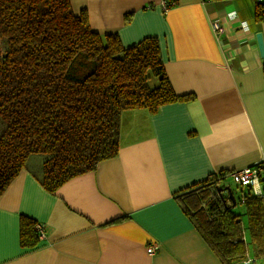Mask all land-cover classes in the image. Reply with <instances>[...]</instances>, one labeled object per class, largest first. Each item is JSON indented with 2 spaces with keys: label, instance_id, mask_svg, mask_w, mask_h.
Wrapping results in <instances>:
<instances>
[{
  "label": "crops",
  "instance_id": "crops-1",
  "mask_svg": "<svg viewBox=\"0 0 264 264\" xmlns=\"http://www.w3.org/2000/svg\"><path fill=\"white\" fill-rule=\"evenodd\" d=\"M69 1L91 29L117 34L125 47L156 37L173 92L190 96L153 113L122 111L117 155L52 193L39 182L43 158H31L0 194V264H222L176 194L264 156V57L255 39L260 32L264 44V21L255 0H166V11L162 0ZM262 178L264 199V169ZM21 215L42 225L35 247L19 242ZM233 264H264V255L248 245Z\"/></svg>",
  "mask_w": 264,
  "mask_h": 264
},
{
  "label": "trees",
  "instance_id": "trees-1",
  "mask_svg": "<svg viewBox=\"0 0 264 264\" xmlns=\"http://www.w3.org/2000/svg\"><path fill=\"white\" fill-rule=\"evenodd\" d=\"M254 15L264 21V0H255ZM262 69L264 81V61ZM189 96L173 92L156 37L125 47L117 34L91 29L86 11L73 12L69 0H0V194L35 156L43 158L40 184L54 192L117 155L122 111L153 113ZM229 174H210L176 194L222 264L242 260L248 245L264 255V199L237 183L223 186ZM36 224L20 216L21 246L38 245Z\"/></svg>",
  "mask_w": 264,
  "mask_h": 264
},
{
  "label": "built area",
  "instance_id": "built-area-1",
  "mask_svg": "<svg viewBox=\"0 0 264 264\" xmlns=\"http://www.w3.org/2000/svg\"><path fill=\"white\" fill-rule=\"evenodd\" d=\"M161 6L164 11L168 8V2L166 0H162ZM228 17H232L231 13L226 14ZM240 28L248 31V27L244 22L240 23ZM211 27L215 34L217 36L222 35L225 32L224 26L220 23L218 19H215L211 22ZM264 169V156L263 158L255 163L253 166L241 168L238 170L231 171L229 174V177L237 184L241 186H246L250 189L251 192H253L256 195L262 196V181L261 176ZM36 230L38 233V236L42 238L44 236L43 234V228L42 225L36 224ZM157 249V246L155 244L149 245L146 247V251L148 254L154 253V251Z\"/></svg>",
  "mask_w": 264,
  "mask_h": 264
},
{
  "label": "rangeland",
  "instance_id": "rangeland-1",
  "mask_svg": "<svg viewBox=\"0 0 264 264\" xmlns=\"http://www.w3.org/2000/svg\"><path fill=\"white\" fill-rule=\"evenodd\" d=\"M150 82H149V87L154 88L155 86V82L157 81V78L154 76H150ZM230 186L231 188L235 189L236 183L234 181H232L229 177H227L226 182L223 184V186ZM234 195L238 196V191L234 190ZM233 209L236 212H239L242 214L241 218L242 220L245 222V216L243 215V207L241 205L235 206L233 207Z\"/></svg>",
  "mask_w": 264,
  "mask_h": 264
},
{
  "label": "water",
  "instance_id": "water-1",
  "mask_svg": "<svg viewBox=\"0 0 264 264\" xmlns=\"http://www.w3.org/2000/svg\"><path fill=\"white\" fill-rule=\"evenodd\" d=\"M255 39H256V43H257L260 56L264 57V44H263L262 34L260 32L256 33ZM229 198L233 200V196L231 194H229Z\"/></svg>",
  "mask_w": 264,
  "mask_h": 264
}]
</instances>
